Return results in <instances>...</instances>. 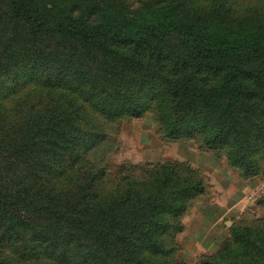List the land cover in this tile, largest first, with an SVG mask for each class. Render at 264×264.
<instances>
[{"label":"trees","instance_id":"16d2710c","mask_svg":"<svg viewBox=\"0 0 264 264\" xmlns=\"http://www.w3.org/2000/svg\"><path fill=\"white\" fill-rule=\"evenodd\" d=\"M228 2L0 0V264H171L204 182L159 165L106 192L99 118L153 110L170 140L261 173L264 5L233 18ZM201 264H264L263 240L233 229Z\"/></svg>","mask_w":264,"mask_h":264},{"label":"rangeland","instance_id":"374dc122","mask_svg":"<svg viewBox=\"0 0 264 264\" xmlns=\"http://www.w3.org/2000/svg\"><path fill=\"white\" fill-rule=\"evenodd\" d=\"M123 1L131 9H138L156 0ZM228 1L233 18L241 17L245 9L264 5V0ZM200 3L194 1L192 5ZM99 122L107 139L89 154V159L97 168H105L101 185L106 192L122 176L140 181L159 165L172 166L179 174L204 182L205 192L189 203L186 213L166 237L168 244L176 248L171 264H201L232 239L233 229H250L253 239L264 243V191L253 196L264 183V164L261 163L259 175L245 178L229 164L226 151L205 150L200 135L181 140L167 138L153 110L141 119L99 118Z\"/></svg>","mask_w":264,"mask_h":264},{"label":"built area","instance_id":"2783aa9c","mask_svg":"<svg viewBox=\"0 0 264 264\" xmlns=\"http://www.w3.org/2000/svg\"><path fill=\"white\" fill-rule=\"evenodd\" d=\"M262 191H264V183L262 184L260 190H257L256 192L253 193V196L254 197L259 196Z\"/></svg>","mask_w":264,"mask_h":264},{"label":"crops","instance_id":"0c3cea01","mask_svg":"<svg viewBox=\"0 0 264 264\" xmlns=\"http://www.w3.org/2000/svg\"><path fill=\"white\" fill-rule=\"evenodd\" d=\"M230 209V208H229Z\"/></svg>","mask_w":264,"mask_h":264}]
</instances>
